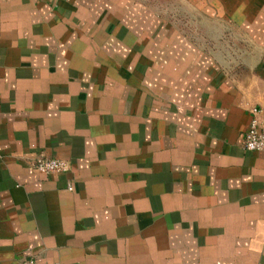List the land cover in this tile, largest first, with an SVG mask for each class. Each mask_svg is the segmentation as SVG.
I'll return each mask as SVG.
<instances>
[{
	"label": "crops",
	"instance_id": "crops-1",
	"mask_svg": "<svg viewBox=\"0 0 264 264\" xmlns=\"http://www.w3.org/2000/svg\"><path fill=\"white\" fill-rule=\"evenodd\" d=\"M175 1L0 0V264H264V0Z\"/></svg>",
	"mask_w": 264,
	"mask_h": 264
},
{
	"label": "built area",
	"instance_id": "built-area-1",
	"mask_svg": "<svg viewBox=\"0 0 264 264\" xmlns=\"http://www.w3.org/2000/svg\"><path fill=\"white\" fill-rule=\"evenodd\" d=\"M250 119L240 142V148L246 152H264V116L260 108L255 106L249 109ZM35 170L44 174L64 173L69 170L70 163L65 159H58L39 155L33 162ZM19 264H34L30 258L22 260Z\"/></svg>",
	"mask_w": 264,
	"mask_h": 264
},
{
	"label": "rangeland",
	"instance_id": "rangeland-1",
	"mask_svg": "<svg viewBox=\"0 0 264 264\" xmlns=\"http://www.w3.org/2000/svg\"><path fill=\"white\" fill-rule=\"evenodd\" d=\"M169 1H170V4H174L172 7L174 9L176 7V4H175L176 1L175 0H169ZM170 11H176V10H170Z\"/></svg>",
	"mask_w": 264,
	"mask_h": 264
}]
</instances>
